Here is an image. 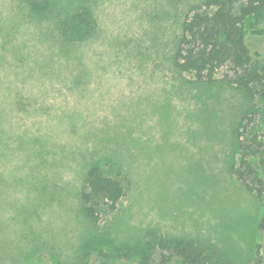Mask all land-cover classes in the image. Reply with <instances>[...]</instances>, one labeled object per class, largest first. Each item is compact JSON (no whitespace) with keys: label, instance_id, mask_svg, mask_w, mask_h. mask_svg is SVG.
Masks as SVG:
<instances>
[{"label":"rangeland","instance_id":"374dc122","mask_svg":"<svg viewBox=\"0 0 264 264\" xmlns=\"http://www.w3.org/2000/svg\"><path fill=\"white\" fill-rule=\"evenodd\" d=\"M38 1L0 0V264H181L184 241L214 251L205 264H264L263 201L232 172L238 141L264 151V101L224 81L227 66L208 82L171 62L205 0ZM80 6L94 32L67 42L55 24ZM258 26L264 10L245 21L264 55ZM92 165L125 188L95 221Z\"/></svg>","mask_w":264,"mask_h":264},{"label":"trees","instance_id":"16d2710c","mask_svg":"<svg viewBox=\"0 0 264 264\" xmlns=\"http://www.w3.org/2000/svg\"><path fill=\"white\" fill-rule=\"evenodd\" d=\"M47 5V0H41L30 2L29 7L33 12H42L47 10ZM263 10L264 0H245L236 9L231 0H205L194 6L181 23L171 55L172 64L178 71L208 82L227 66L229 72L224 74V81L264 101V55L249 50L245 32L246 19L259 16ZM55 25L59 37L67 42L81 41L95 29L93 15L85 6L66 11ZM249 33L264 37V26L253 27ZM243 148L253 146L237 142L238 165L232 167V172L244 188L255 191L264 208V151L254 147L245 152ZM251 158L252 162L258 160L257 166L251 164ZM85 183L81 199L90 220H96L100 201L112 210L125 193L120 179L104 175L96 165L87 169ZM160 246L168 247L166 243ZM171 248L181 264H205L214 255L212 249L195 241L172 243ZM148 249L151 251L152 246ZM137 264H150V255L143 254Z\"/></svg>","mask_w":264,"mask_h":264}]
</instances>
